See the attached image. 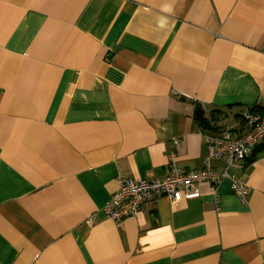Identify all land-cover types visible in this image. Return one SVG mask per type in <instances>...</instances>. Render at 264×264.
<instances>
[{
	"label": "crops",
	"instance_id": "0c3cea01",
	"mask_svg": "<svg viewBox=\"0 0 264 264\" xmlns=\"http://www.w3.org/2000/svg\"><path fill=\"white\" fill-rule=\"evenodd\" d=\"M251 111L264 0H0V264H264V141L228 168L246 201L223 178L102 210L125 178L202 170L203 135Z\"/></svg>",
	"mask_w": 264,
	"mask_h": 264
},
{
	"label": "built area",
	"instance_id": "2783aa9c",
	"mask_svg": "<svg viewBox=\"0 0 264 264\" xmlns=\"http://www.w3.org/2000/svg\"><path fill=\"white\" fill-rule=\"evenodd\" d=\"M244 117L247 130L241 136H235L232 128H226L220 134L203 135L208 152L202 170H183L171 160L168 170L161 178L121 180L118 190L102 208L105 216L114 221L135 216L141 211L143 204L155 194H164L176 199L178 193L183 191L186 198L197 197L199 192L193 189L197 183H218L223 178H228L231 191L246 201L250 192L247 182L229 173L228 168L238 160L247 162L252 150L264 141V111H251ZM213 159H224V169L214 170L210 165Z\"/></svg>",
	"mask_w": 264,
	"mask_h": 264
},
{
	"label": "trees",
	"instance_id": "16d2710c",
	"mask_svg": "<svg viewBox=\"0 0 264 264\" xmlns=\"http://www.w3.org/2000/svg\"><path fill=\"white\" fill-rule=\"evenodd\" d=\"M194 116H195V119L199 121V123L205 124V125L208 123L207 120L203 118L202 111L198 107H196L194 110ZM258 146L259 144L252 150L251 155L247 159V162H249L252 159L254 152L257 150Z\"/></svg>",
	"mask_w": 264,
	"mask_h": 264
}]
</instances>
